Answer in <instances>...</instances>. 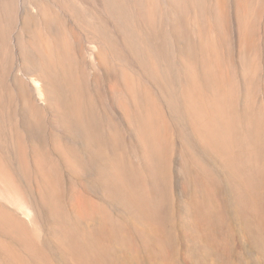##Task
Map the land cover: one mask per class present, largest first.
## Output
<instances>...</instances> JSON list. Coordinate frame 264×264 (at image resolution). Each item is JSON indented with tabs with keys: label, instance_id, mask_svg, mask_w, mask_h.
<instances>
[{
	"label": "rangeland",
	"instance_id": "374dc122",
	"mask_svg": "<svg viewBox=\"0 0 264 264\" xmlns=\"http://www.w3.org/2000/svg\"><path fill=\"white\" fill-rule=\"evenodd\" d=\"M194 26L229 147L181 81ZM0 78V264H264V0H0Z\"/></svg>",
	"mask_w": 264,
	"mask_h": 264
},
{
	"label": "bare ground",
	"instance_id": "6f19581e",
	"mask_svg": "<svg viewBox=\"0 0 264 264\" xmlns=\"http://www.w3.org/2000/svg\"><path fill=\"white\" fill-rule=\"evenodd\" d=\"M211 4V3H210ZM226 6V5H225ZM170 10V9H169ZM194 10V9H193ZM183 16V15H182ZM185 20V18H184ZM183 22V20H182ZM223 22V21H221ZM179 23V22H178ZM181 23V22H180ZM207 23V22H206ZM226 24V23H225ZM184 26V33L185 35H187L190 30L188 29V27L186 25H188L185 21L183 22L182 24ZM181 25V26H182ZM191 25V24H190ZM180 26V24L178 25ZM192 26V25H191ZM225 26V25H224ZM223 26V27H224ZM182 28V27H181ZM194 30L195 31V41L196 42H192L193 45L190 46V43H188V41H186L187 43L183 44V48H184V51L183 53H179L177 54L179 60H180V65H182L181 69L183 70V74L181 73L180 75H183L185 74L188 79H186L187 81L185 82V80H182L181 81H184L185 83V90L188 94V96H186L188 98V101H189V104L191 106V108L195 111V117L198 116V124L201 125V128L206 131L207 134L209 135H212L211 137H214V136H219V138L221 139H218L221 143H223V146H227V145H231L232 143L236 142V138L234 137L235 135L233 134V137H232V132H234V130H236L235 128L233 129L232 128V120L233 119V103H232V100H231V97L230 96V93H228L227 91V88L230 87L228 86L226 88V85H225V88L223 89L222 86H223V83H222V86L219 85L217 88H218V92L215 93L214 90L210 89L209 86L211 84H208L209 83V73L212 71V57L213 55H211V51L209 50V46L207 45V40L209 39L208 36L211 35V28L209 26L207 27H203V28H198L196 26H194ZM176 29V28H175ZM215 29V28H214ZM216 31V30H215ZM179 32H181L179 30ZM214 32V31H213ZM177 33V32H176ZM226 33V32H225ZM180 34V33H179ZM222 34V33H221ZM177 35V34H176ZM174 35V37L176 36ZM189 35H192L193 34H189ZM181 36V35H180ZM191 36V37H192ZM128 37V35L126 36ZM194 37V36H193ZM211 37V36H210ZM129 38V37H128ZM179 38V37H178ZM186 38V37H185ZM213 38V37H212ZM211 38V39H212ZM228 38V36H227ZM226 38V39H227ZM175 39V38H174ZM184 39V38H183ZM216 40V38H214ZM221 39V38H220ZM223 39V38H222ZM181 40V39H180ZM190 40V39H188ZM130 41V40H129ZM191 41V40H190ZM212 41V40H211ZM136 42V41H135ZM185 42V40H184ZM183 42V43H184ZM220 42V41H219ZM138 43V42H137ZM216 43V41H215ZM132 44V43H131ZM178 44V43H177ZM181 44V43H180ZM133 45V44H132ZM213 45V43L211 44ZM134 46H136L137 48V45L134 44ZM182 47V45H180ZM215 46V45H214ZM220 47V46H219ZM212 49V48H211ZM214 49V47H213ZM212 49V50H213ZM136 50V49H135ZM218 50V49H217ZM216 50V51H217ZM138 51V50H137ZM215 52V51H214ZM222 52V51H221ZM213 53V52H212ZM217 53V52H216ZM95 54V53H94ZM216 57V54L214 56V58ZM225 57V56H224ZM105 58V57H104ZM218 58V57H216ZM95 59V58H94ZM178 60V61H179ZM217 64V63H216ZM215 64V65H216ZM220 64V63H219ZM226 65V64H225ZM226 67V66H225ZM14 72V64L12 65V68H11ZM180 69V67H179ZM224 70V69H223ZM214 71V70H213ZM219 72L221 71L220 69L218 70ZM215 72V71H214ZM11 73H9V76H10ZM176 74V73H175ZM227 74V73H226ZM8 74H6L7 76ZM12 75V74H11ZM218 74H216L217 76ZM43 82L45 84L46 83V79L45 77H43L41 74L39 75ZM185 76V77H186ZM215 76V77H216ZM220 78L223 77L224 78V74L222 73H219L218 75ZM212 77V76H211ZM214 77V76H213ZM214 77V78H215ZM226 77V76H225ZM213 78V79H214ZM222 78V79H223ZM1 79V78H0ZM181 79V78H180ZM211 79V78H210ZM216 79V78H215ZM36 80V79H34ZM224 80V79H223ZM226 81V80H225ZM213 82V81H212ZM219 82V81H218ZM227 82V81H226ZM211 83V81H210ZM220 83V84H221ZM130 85V83H128ZM217 84V83H216ZM116 85V84H115ZM209 85V86H208ZM28 86L31 87V83H28ZM40 86V85H39ZM125 86V85H124ZM212 87V86H211ZM216 87V86H215ZM216 88V89H217ZM231 88V87H230ZM33 89V88H32ZM40 89V88H39ZM43 89V88H42ZM41 90V89H40ZM42 91V90H41ZM44 92L42 93H46L45 90H43ZM231 91V90H230ZM229 91V92H230ZM2 92V90H1ZM234 93V91H232ZM221 93V95H217ZM186 94V95H187ZM234 96H235V93H234ZM185 97V96H184ZM2 99V98H1ZM35 100H36V97H35ZM37 101V100H36ZM3 103H5L4 101H2ZM1 104V103H0ZM7 105V103H5ZM188 104V103H187ZM235 104V103H234ZM8 106V105H7ZM189 106V105H188ZM187 106V107H188ZM189 106V108H190ZM4 108V107H3ZM6 109V108H4ZM3 110V109H2ZM5 112V111H3ZM2 112L0 111V117H3ZM6 113V112H5ZM3 113V114H5ZM262 113V112H261ZM194 114V113H193ZM238 114V113H237ZM8 115V114H7ZM236 116V115H235ZM234 116V117H235ZM261 117V116H260ZM193 119V118H192ZM195 119V118H194ZM259 119V118H258ZM1 120V119H0ZM8 122V121H7ZM195 122V121H194ZM200 122V123H199ZM1 123V122H0ZM196 123V122H195ZM264 123V122H263ZM251 124V123H250ZM249 124V125H250ZM195 125V124H194ZM198 125V126H199ZM239 125V124H238ZM254 125V124H253ZM196 126V125H195ZM251 126V125H250ZM262 126V125H261ZM233 127H236V126H233ZM238 127V126H237ZM249 127V126H248ZM263 127V126H262ZM199 128V127H198ZM264 128V127H263ZM196 129V127H195ZM239 129V128H238ZM199 130V129H198ZM197 130V131H198ZM263 130V129H262ZM196 131V130H195ZM203 131V132H204ZM200 131H198L196 134H198ZM261 132V131H260ZM261 135V134H260ZM190 136V135H189ZM204 136V135H203ZM247 137V135H245ZM264 136V135H263ZM210 138V137H209ZM261 139V138H260ZM210 141L212 142V140L210 139ZM19 144H21L19 142ZM18 145V143H17ZM22 146V145H21ZM19 147V145L17 146ZM229 147V146H227ZM226 147V148H227ZM24 152L22 150H20V153H19V156L22 157L24 156L26 153L24 147H22ZM21 149V147L19 148ZM24 155H22V152ZM255 151V149L253 150V152ZM19 152V151H18ZM168 153V152H167ZM27 154V153H26ZM159 154V153H158ZM254 154V153H253ZM26 156V155H25ZM224 156V155H223ZM259 156V155H258ZM27 158V156H26ZM21 160V158H20ZM26 159H24V162H25ZM23 161V160H22ZM21 163V161H20ZM26 163V162H25ZM23 165V163H21ZM29 165V164H28ZM22 167H26L25 166H22ZM28 168V167H27ZM3 169V168H2ZM23 170V169H22ZM25 170L27 171L28 169L25 168ZM30 175V174H29ZM11 176V175H10ZM54 179V178H53ZM261 184V183H260ZM59 191V190H58ZM252 198V197H251ZM253 204V202H252ZM9 251V250H8ZM11 255V254H10Z\"/></svg>",
	"mask_w": 264,
	"mask_h": 264
}]
</instances>
